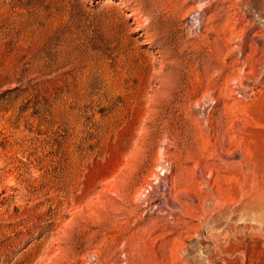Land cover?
Returning a JSON list of instances; mask_svg holds the SVG:
<instances>
[{"label":"rangeland","instance_id":"1","mask_svg":"<svg viewBox=\"0 0 264 264\" xmlns=\"http://www.w3.org/2000/svg\"><path fill=\"white\" fill-rule=\"evenodd\" d=\"M263 159L264 0H0V264H264Z\"/></svg>","mask_w":264,"mask_h":264},{"label":"bare ground","instance_id":"2","mask_svg":"<svg viewBox=\"0 0 264 264\" xmlns=\"http://www.w3.org/2000/svg\"><path fill=\"white\" fill-rule=\"evenodd\" d=\"M263 158V157H262ZM264 160V159H263ZM260 161H262V160H260ZM263 163H264V161H263ZM263 163L261 164V165H263ZM258 164V167L260 166L261 167V165L259 164V163H257L256 162V165ZM254 166H255V163H254ZM255 168V167H254ZM259 169V168H258ZM259 170H261V169H259ZM254 171H255V169H254ZM253 171V172H254ZM256 172V171H255ZM257 174V173H256ZM261 175V174H260ZM259 176V175H258ZM263 176V175H262ZM261 176V177H262ZM255 177H256V175H255ZM256 178H258V180H255V181H257V182H255V183H252L251 185H249L250 184V182H249V186H250V188H248L247 190V196L248 197H250V202H249V205L250 206H257V205H261L262 206V203H264V179H262V181L261 180H259V177H256ZM251 179V178H250ZM249 179V180H250ZM254 182V181H253ZM246 187V186H245ZM248 187V186H247ZM247 199H249V198H247ZM247 202V203H248ZM264 205V204H263ZM248 208H250L249 206H248ZM260 208V207H259ZM257 209V208H256ZM264 232V231H263Z\"/></svg>","mask_w":264,"mask_h":264}]
</instances>
